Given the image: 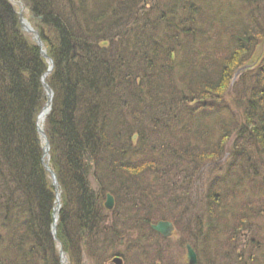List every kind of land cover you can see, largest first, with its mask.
I'll return each mask as SVG.
<instances>
[{
  "label": "trees",
  "instance_id": "obj_1",
  "mask_svg": "<svg viewBox=\"0 0 264 264\" xmlns=\"http://www.w3.org/2000/svg\"><path fill=\"white\" fill-rule=\"evenodd\" d=\"M25 1L53 60L44 130L67 264H111L116 255L124 264H167L172 240L152 229L159 220L186 232L177 245L202 246L200 264L218 259L203 252L206 243L238 258L239 231L264 215V37L223 16L220 0ZM45 69L15 7L0 0V264H59L54 190L35 125ZM230 87L242 90L239 114L220 113ZM150 89L163 118L133 101ZM196 192H216L218 204L190 201ZM227 200L241 204L238 213ZM263 247L246 255L248 264H264Z\"/></svg>",
  "mask_w": 264,
  "mask_h": 264
},
{
  "label": "bare ground",
  "instance_id": "obj_2",
  "mask_svg": "<svg viewBox=\"0 0 264 264\" xmlns=\"http://www.w3.org/2000/svg\"><path fill=\"white\" fill-rule=\"evenodd\" d=\"M236 1H238L239 3L241 2V0H236ZM242 1L247 2V4H252L255 0H242ZM21 6L25 7L24 4H22ZM15 9H16V11H18L20 9V5L16 6ZM240 10L243 13H241L240 15H236V17H237L236 21H238V23H240L238 25V28L239 29L245 28L248 30L250 28L251 32L256 33V34L259 33L261 36L264 37V6L261 7L259 3H256V4H253L252 7L247 6V9L240 8ZM243 17L245 19H242ZM18 20L20 22L19 16H18ZM37 35L41 41V46H39L36 42H35V44L38 47L40 57L43 59L44 64H46V69L44 71V72H46L50 66L51 61H52V65H53V60L48 54L46 46H45L42 38L40 37L39 31L37 32ZM31 37H32V34H31ZM241 52H246V51H241ZM224 54L226 55L227 52L225 51ZM160 55L163 57H167L168 54L163 52V53H160ZM28 65H29V63H28ZM39 66H40V64L38 63V61H34V62H32L31 68H36ZM167 68H172V67H167ZM138 81H139V79H138ZM236 81H238L237 77L232 78V80L230 82V86H232V88L235 87ZM232 88L230 87V91L226 92L222 97L223 98L222 99L223 111H220V113H227V112H230L231 110H235V113H237V114H239V112H240L238 105L243 100L242 90L239 89V87L237 89H232ZM51 90H52V93L54 95L53 89H51ZM153 90H156V89H153ZM153 90L150 89V92H148L144 96V98L139 97V96H134L133 101L136 104V107L138 109L146 110L145 115H148L149 118H151V117H153V119H154V117L163 118L164 117V107L162 106V110H157L156 108L153 109V107H151L152 105L149 102L150 97L153 96ZM158 90H160V89H158ZM158 95H159V93H158ZM161 102H164V101H161ZM46 107H48V105ZM51 109H52V107L44 109L43 106L37 109L38 112L36 113L35 120H37L36 131L38 133L39 139L41 136H40V133L38 131V127L40 130H42V131L44 130V122L46 120V117L50 114ZM45 111L48 112L46 116H45ZM129 113H132V111L130 110ZM73 122H74L73 113L67 112V114L65 115V124H73ZM97 127L100 128V126H97ZM135 139H136V135L133 136V140H135ZM47 141H48V144L50 147L49 139H47ZM41 151L43 153V147L42 146H41ZM132 156H133V153H132ZM45 158L48 159V167L49 168H45L42 161H41L42 168H43V171H44L46 177L51 179V184H52V174L51 173H54L55 175H57V174H56V171L54 170V168H52L50 166V163H49L50 155L46 156ZM52 187H53V184H52ZM53 190H54V187H53ZM54 196H55V190H54ZM203 196H204V194L202 192H199V193L196 192V193H194V197L192 195H190V196H188V199L190 201H192L193 199H198V200L201 199V200H205V201L206 200H213L215 202H211L210 204H213L214 206L216 204H218L216 192L207 193L206 196H204V197ZM201 197H203V198H201ZM227 201H228L229 205H232L235 208L236 212L238 213L241 204L239 202H234L231 200H227ZM185 233L186 232H184L183 229H180V230L175 229L174 230V234L179 236V237L183 236ZM188 246L190 247L191 243L183 242L182 244L177 245V248H179L182 251V250H187ZM219 246H220V244H219ZM196 264H197V259H196ZM209 264H219L218 259H216V258L210 259Z\"/></svg>",
  "mask_w": 264,
  "mask_h": 264
},
{
  "label": "rangeland",
  "instance_id": "obj_3",
  "mask_svg": "<svg viewBox=\"0 0 264 264\" xmlns=\"http://www.w3.org/2000/svg\"><path fill=\"white\" fill-rule=\"evenodd\" d=\"M163 1V0H161ZM8 2L10 4H12L13 7L16 6H21L22 4H24V10H23V15L25 16V18L27 19L29 25H31L33 28H35V31H39L38 29V24L37 21L35 19H30L31 18V13L29 12L28 8H27V4L25 0H8ZM18 3V4H17ZM17 4V5H16ZM219 5L222 7V12L221 14L223 16H227L230 17L231 16H235L238 14H241L243 12H241L240 8H243L245 6H247L246 4L243 3V1H241V3H239L236 0H220ZM239 10V13H238ZM19 11V10H18ZM236 13V14H233ZM220 19V16L218 15L217 20ZM34 20L35 23H32L31 21ZM38 20V19H37ZM23 30V29H22ZM24 31V30H23ZM33 41L32 37H31V33L24 31ZM264 46V43H263ZM245 70V68L239 67L236 70V75H238L239 73H242ZM49 75V74H48ZM44 82L48 84L47 82V76L44 78ZM50 87V85H49ZM51 88V87H50ZM52 89V88H51ZM44 90V89H43ZM45 92V90H44ZM45 94V93H44ZM47 98H46V94H45V100H44V104L46 103ZM43 104V105H44ZM223 115H220V117H222ZM211 119V117H208ZM262 218H257L255 220H253L246 228L248 230H246V232H244L242 235L240 234V238L237 239V244L236 247H239L238 250V258L236 259H232L231 257L226 259L225 256H220V246L218 248V242H214V244H205L206 248L203 249L204 253H208L211 254L212 257H215V255L217 254V252H219L218 255V262L220 264H240L242 262V259L244 257L245 259V255H253L254 257L256 255H260L263 251L260 250L262 245H264V215L261 216ZM179 236L175 235L173 236V238L171 239V244L168 243V247L170 248L172 254H170L169 258L170 260L167 261V264H183V260H180L181 257H183V250L181 251L179 248H177V240H178ZM225 246L226 244L223 243V252L225 251ZM198 249L200 250L202 246L197 245ZM264 248V247H263ZM118 251H122L124 248L123 247H119ZM123 252V251H122ZM264 253V252H263ZM113 264V263H111Z\"/></svg>",
  "mask_w": 264,
  "mask_h": 264
},
{
  "label": "water",
  "instance_id": "obj_4",
  "mask_svg": "<svg viewBox=\"0 0 264 264\" xmlns=\"http://www.w3.org/2000/svg\"><path fill=\"white\" fill-rule=\"evenodd\" d=\"M23 10H24V7L20 6V9L18 11V15H19L20 24H21L22 29L24 31L30 32L32 34V38L34 39V41L39 46H41V41L37 35V31H35V29L31 25H29L27 19L24 18V15L22 13ZM52 68H53V65H52V61H51L48 70L46 72H44L42 77H41L42 86L46 92V98H47V101H46L45 105L43 106L44 109L51 107V101H52V97H53L52 90L44 82V78L46 77V75L48 73L51 72ZM47 105H48V107H46ZM47 113L48 112L45 111V116L47 115ZM38 131L40 133V136H41V138L43 140V144H44V146H43V157H46L48 155L49 148H50L48 141H47V137H46L44 131L40 130L39 127H38ZM42 163H43L45 168H49L47 161L42 160ZM51 174H52V184H53L54 190L56 192V195H55L56 196V206H55V209L53 210V213H52L53 222H52V228L51 229H52V235L54 236V239H56V222L58 219V212H59V207H60V201H59L60 199H59V193H58L59 184H58L56 175L54 173H51ZM104 205L109 210H111L113 208L114 201H113V198L110 194L107 195ZM152 228L155 231H157L158 233H160L161 235H163L164 237H167V236L171 235L172 230H173V225L169 221H158L157 223L152 225ZM59 255L61 258L64 257V253H63V250L61 247L59 248ZM187 260H188V264H194L195 263V253L192 250V248L189 246L187 247ZM112 261L115 264H122V259L118 256L114 257L112 259Z\"/></svg>",
  "mask_w": 264,
  "mask_h": 264
}]
</instances>
